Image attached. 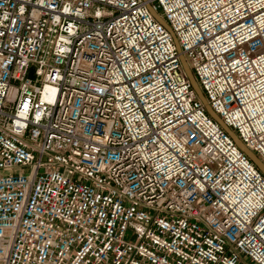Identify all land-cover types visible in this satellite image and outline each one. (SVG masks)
<instances>
[{"label": "built area", "instance_id": "2783aa9c", "mask_svg": "<svg viewBox=\"0 0 264 264\" xmlns=\"http://www.w3.org/2000/svg\"><path fill=\"white\" fill-rule=\"evenodd\" d=\"M182 57L264 165V0H0V264H264V175Z\"/></svg>", "mask_w": 264, "mask_h": 264}, {"label": "water", "instance_id": "95a60500", "mask_svg": "<svg viewBox=\"0 0 264 264\" xmlns=\"http://www.w3.org/2000/svg\"><path fill=\"white\" fill-rule=\"evenodd\" d=\"M156 18H157L158 21H160L161 23H163V20L161 21L157 16H156ZM181 61H182L183 65H184V68H185V71L187 73V76L190 78V81L192 83V86H193L194 90L197 92V94L199 96V99L207 107L208 114H210V116L213 119H215L222 126V128L225 129V131L227 133L230 134V136L233 138V140L235 141V143L237 144V146L240 147L246 153V155L250 158V160L253 161L256 164V166L258 167V169L264 175V165H263V163L260 160H258V158L254 154H252V152L247 147H245L242 144V142L236 137V135L229 130V128L224 124V122H222L221 119L218 118V116L213 112V110L211 109V107L209 105H207L206 100H205L202 92L200 91V89H199V87L197 85V82L195 80V77H193L192 74H191V71H190V69L188 67V64L185 62V60H184L183 57L181 58Z\"/></svg>", "mask_w": 264, "mask_h": 264}]
</instances>
